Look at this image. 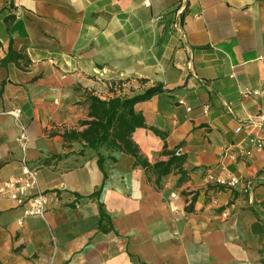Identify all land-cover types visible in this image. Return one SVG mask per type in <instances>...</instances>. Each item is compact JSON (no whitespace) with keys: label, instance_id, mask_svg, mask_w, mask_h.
<instances>
[{"label":"crops","instance_id":"1","mask_svg":"<svg viewBox=\"0 0 264 264\" xmlns=\"http://www.w3.org/2000/svg\"><path fill=\"white\" fill-rule=\"evenodd\" d=\"M100 68L113 95L161 85L135 104L132 132L151 164L181 156L157 182L132 155L72 136L89 89L107 87ZM260 111L264 0H0V183L26 158L49 196L22 217L0 194V264H264V128L244 125Z\"/></svg>","mask_w":264,"mask_h":264},{"label":"trees","instance_id":"2","mask_svg":"<svg viewBox=\"0 0 264 264\" xmlns=\"http://www.w3.org/2000/svg\"><path fill=\"white\" fill-rule=\"evenodd\" d=\"M13 52L8 50L9 55ZM18 57V54L16 55ZM162 90L161 85L157 84L146 88L141 93L130 96L113 95L107 99H100L96 96H90L89 120L82 121L86 125L79 132L73 131L72 136L84 140L86 147L98 150L105 146L113 151L124 152L135 158L134 163L140 164L146 170L155 174V181L167 174L173 166L180 165L182 158L172 153L165 161L160 160L153 164L149 163L139 153L136 143L132 139V132L144 125V119L140 112L136 111L137 102L150 98ZM103 160L98 155V164ZM97 192V191H96ZM100 219L103 216L100 205Z\"/></svg>","mask_w":264,"mask_h":264},{"label":"built area","instance_id":"3","mask_svg":"<svg viewBox=\"0 0 264 264\" xmlns=\"http://www.w3.org/2000/svg\"><path fill=\"white\" fill-rule=\"evenodd\" d=\"M180 12L181 9L180 7H178V9L176 10L175 18L173 20V26L179 32L180 36L183 38L184 34L182 32L181 20L179 18ZM104 73H106V69L100 68L95 71L94 73L95 77L93 78L96 81H102L103 83H105L107 86L105 90L89 89V92L92 95L100 99H106L108 97H111L114 93H118L121 88L120 83L117 84L110 82L108 83L107 82L108 79L104 77ZM249 93L257 94V91L249 90V89H246L244 91V95ZM178 102L182 103L183 101L179 100ZM20 112L21 110L19 108H15L9 111V113L14 117H16L17 119L20 117ZM244 125L251 132L253 128L256 127L260 129L264 128V111H260L254 116L249 117L246 121H244ZM240 129H241V125H238L236 127V131H239ZM17 139L22 144V146L25 145L27 134L25 128L22 125H20V130ZM254 146L257 150L261 149L262 141L260 138H256ZM246 153H249V151H246ZM211 179L217 184H226L228 186H234L238 182V178L234 176H230V177L214 176L211 177ZM36 185H37V169L29 166L27 163V159L23 158L21 159L20 174L4 179L0 183V194L14 199L17 203L23 206L22 217L43 215L46 211V205L49 196L48 193H46L45 191L37 190ZM21 221H22L21 218L18 219V223H21Z\"/></svg>","mask_w":264,"mask_h":264}]
</instances>
